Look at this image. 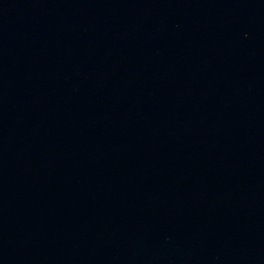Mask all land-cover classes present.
Segmentation results:
<instances>
[{"label": "water", "instance_id": "95a60500", "mask_svg": "<svg viewBox=\"0 0 264 264\" xmlns=\"http://www.w3.org/2000/svg\"><path fill=\"white\" fill-rule=\"evenodd\" d=\"M0 264H264V0H0Z\"/></svg>", "mask_w": 264, "mask_h": 264}]
</instances>
